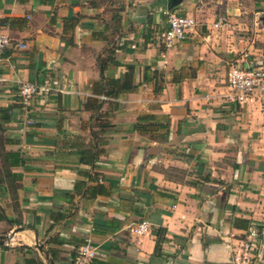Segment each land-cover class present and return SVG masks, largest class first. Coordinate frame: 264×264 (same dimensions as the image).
<instances>
[{
  "label": "crops",
  "instance_id": "obj_1",
  "mask_svg": "<svg viewBox=\"0 0 264 264\" xmlns=\"http://www.w3.org/2000/svg\"><path fill=\"white\" fill-rule=\"evenodd\" d=\"M175 1L0 0V235L26 228L0 264H44L35 237L55 264L86 239L89 264H232L250 225L264 264V95L205 98L230 66L264 63V0ZM164 10L196 21L170 49ZM129 67L136 87L105 95ZM21 83L39 88L27 105ZM142 114L170 120L167 141L132 131Z\"/></svg>",
  "mask_w": 264,
  "mask_h": 264
},
{
  "label": "built area",
  "instance_id": "obj_2",
  "mask_svg": "<svg viewBox=\"0 0 264 264\" xmlns=\"http://www.w3.org/2000/svg\"><path fill=\"white\" fill-rule=\"evenodd\" d=\"M167 18V27L160 36V41L165 49H170L176 44L185 41L190 32L195 28L196 21L192 16L177 15L168 10L163 11ZM226 25L225 18H220L214 26L222 28ZM10 46V38L0 30V62L5 50ZM19 49L24 45L18 44ZM3 80L0 78V83ZM39 92L36 84L21 83L18 94L21 102L27 105ZM255 95H264V63L244 62L240 65H232L226 73L224 91L206 95L208 102L219 106H244L253 100ZM103 98V97H102ZM33 125V121H26L25 126ZM151 225L143 220L132 228V233L137 237L148 235ZM259 238V233L254 225H250L241 241L240 246L234 252L232 264H250L251 252ZM97 256V249L86 239L79 247L74 264H89Z\"/></svg>",
  "mask_w": 264,
  "mask_h": 264
},
{
  "label": "trees",
  "instance_id": "obj_3",
  "mask_svg": "<svg viewBox=\"0 0 264 264\" xmlns=\"http://www.w3.org/2000/svg\"><path fill=\"white\" fill-rule=\"evenodd\" d=\"M134 68L129 67L128 72L124 75L123 79H115L111 82H108L110 91L105 92V95H109L112 98H118L121 93L132 91L136 85L132 81V73ZM170 120L165 117H157L152 114H142L139 115L136 119L135 124L132 125V131H136L142 135H147L150 140L157 141H167L169 136ZM207 181L208 179L205 178ZM257 230L259 229L257 225H254ZM259 233V230H258ZM160 240L156 243L155 251L159 252L160 250ZM7 248L6 246H3ZM20 250H24L26 253H31L32 250L27 247H20ZM26 264H41L34 260H28Z\"/></svg>",
  "mask_w": 264,
  "mask_h": 264
},
{
  "label": "water",
  "instance_id": "obj_4",
  "mask_svg": "<svg viewBox=\"0 0 264 264\" xmlns=\"http://www.w3.org/2000/svg\"><path fill=\"white\" fill-rule=\"evenodd\" d=\"M177 3L178 2L175 0H169L168 7L172 8ZM25 230H26L25 227H17L6 235H0V246L10 245V244H14L18 242L16 240V235ZM31 248H33L35 251H37L40 254L41 258L43 259L44 264H55L53 258L50 256L48 250L45 247V243L40 242L37 237H35L34 244Z\"/></svg>",
  "mask_w": 264,
  "mask_h": 264
}]
</instances>
